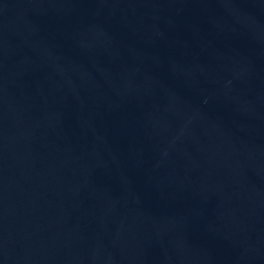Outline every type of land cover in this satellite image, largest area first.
I'll return each instance as SVG.
<instances>
[{
    "label": "water",
    "instance_id": "obj_1",
    "mask_svg": "<svg viewBox=\"0 0 264 264\" xmlns=\"http://www.w3.org/2000/svg\"><path fill=\"white\" fill-rule=\"evenodd\" d=\"M0 264H264V0H0Z\"/></svg>",
    "mask_w": 264,
    "mask_h": 264
}]
</instances>
